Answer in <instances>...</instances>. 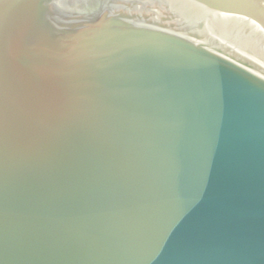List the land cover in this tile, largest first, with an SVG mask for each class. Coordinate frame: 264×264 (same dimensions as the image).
<instances>
[{
	"label": "water",
	"instance_id": "water-1",
	"mask_svg": "<svg viewBox=\"0 0 264 264\" xmlns=\"http://www.w3.org/2000/svg\"><path fill=\"white\" fill-rule=\"evenodd\" d=\"M264 0H0V264H264Z\"/></svg>",
	"mask_w": 264,
	"mask_h": 264
},
{
	"label": "bare ground",
	"instance_id": "bare-ground-1",
	"mask_svg": "<svg viewBox=\"0 0 264 264\" xmlns=\"http://www.w3.org/2000/svg\"><path fill=\"white\" fill-rule=\"evenodd\" d=\"M251 24H252V28L253 29H255V30H257L258 31V33L261 35V41H262V45H263V51H261L260 53V55H261V59H263L264 60V32L262 31V29L260 28V27H258L255 23H252L251 22Z\"/></svg>",
	"mask_w": 264,
	"mask_h": 264
}]
</instances>
